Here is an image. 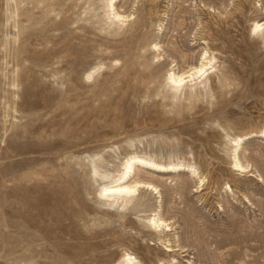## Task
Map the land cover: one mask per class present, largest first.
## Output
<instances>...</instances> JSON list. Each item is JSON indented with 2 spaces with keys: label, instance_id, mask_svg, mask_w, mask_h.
<instances>
[{
  "label": "rangeland",
  "instance_id": "obj_1",
  "mask_svg": "<svg viewBox=\"0 0 264 264\" xmlns=\"http://www.w3.org/2000/svg\"><path fill=\"white\" fill-rule=\"evenodd\" d=\"M115 7L129 19L111 23L105 0H0V264H264V0ZM205 50L207 84L176 92L169 72ZM129 155L204 183L182 168L142 212L110 207L99 189ZM159 206L173 252L146 227Z\"/></svg>",
  "mask_w": 264,
  "mask_h": 264
},
{
  "label": "bare ground",
  "instance_id": "obj_2",
  "mask_svg": "<svg viewBox=\"0 0 264 264\" xmlns=\"http://www.w3.org/2000/svg\"><path fill=\"white\" fill-rule=\"evenodd\" d=\"M117 1L118 0H105V12L111 23H116V22L124 23L125 21H127V19H129V16L122 15L116 9L115 5ZM263 30H264V22H254V26L252 30L254 34H260ZM212 54L208 50H205L201 55V59L198 65L193 66V67L190 66V68L191 67L192 68L189 69V71L187 72L186 71L176 72L175 70H171L169 74L167 75V82L170 84V87H172L176 92L179 93V91H181V89L186 84L188 85L189 83H191L190 87H192L193 84L195 85V84L201 83V85L202 84L204 85V83L208 82L207 80L209 78V75L211 71L215 68L214 62L216 60V57ZM92 77H93V72L89 73V75L87 76V78H92ZM261 132H262V136L264 137V130ZM244 140L245 138H243V136L237 137L232 140V143H233L232 144L233 146L232 154L234 153L233 154L234 157L232 156V158H234L232 165L234 166L233 168H235L236 171H241V172L246 171V169H248V166H249V165L248 166L244 165L245 163L243 164V161H241V158H240V149L242 148V144ZM130 155L121 164V169L119 170L118 175L113 176L109 172H105V174L102 175L103 178H106V179L113 176L111 185L105 184L104 186H101V188L99 189V195L109 199L108 202H109L110 207H117L119 210H122V209L124 210V209H127V207L130 204L134 203V208L142 212L143 208L146 207L147 205L146 203L148 201V199H146V195H150L154 193L159 194V195L161 194V191L159 190V186L155 184L156 181L155 183H153L155 178H159L160 180L162 179L163 175L176 174L182 168L191 169L190 170L191 175L196 178L198 177V179H200V182L204 183V179L202 178L203 175L201 177L198 171L190 165H184L182 163H173V162L163 163V162H158L151 158H147L146 156L141 157L140 155L139 156L138 155L130 156ZM243 156L244 155H242V157ZM101 160H96V159L91 160V165L96 174H99V166H100L99 164ZM144 176L146 177L149 176L151 179H148V178L146 179L144 178ZM158 202L159 204H162L161 201H158ZM158 208L154 210V214L152 213V215L147 218L146 227L149 228L151 233L155 234L159 238V240L161 241L164 240L166 252H173L174 246L167 245V239L165 238V236L167 235L168 232H171L174 226L168 224V221L161 214L162 213L160 209L161 207L159 206ZM117 210L115 209V212ZM105 236L106 235H104L103 237ZM107 242L108 240L103 241L104 244ZM119 264H142V262L138 261L137 257H133L131 253L126 252L124 253L122 260L119 262Z\"/></svg>",
  "mask_w": 264,
  "mask_h": 264
}]
</instances>
